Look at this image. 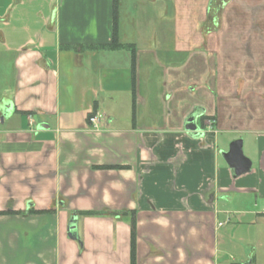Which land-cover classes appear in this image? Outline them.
<instances>
[{
  "label": "crops",
  "instance_id": "crops-1",
  "mask_svg": "<svg viewBox=\"0 0 264 264\" xmlns=\"http://www.w3.org/2000/svg\"><path fill=\"white\" fill-rule=\"evenodd\" d=\"M118 1L111 47L114 0H0V264H130V216L77 214L69 236L75 212L105 209L137 211L138 264L251 262L264 80L225 66L263 43L225 36L227 8L244 13L228 0ZM239 138L252 169L234 177Z\"/></svg>",
  "mask_w": 264,
  "mask_h": 264
},
{
  "label": "rangeland",
  "instance_id": "rangeland-1",
  "mask_svg": "<svg viewBox=\"0 0 264 264\" xmlns=\"http://www.w3.org/2000/svg\"><path fill=\"white\" fill-rule=\"evenodd\" d=\"M230 5H234V11H238L239 6L241 7L244 13H234L229 7L227 8V16L224 18V25H225V36L228 38L236 37H243L242 40H246V42L250 40L259 39L263 43L262 45H255L256 53H258V57L255 60L249 59L243 53L241 54L240 61L234 66L231 61L226 62V76L228 75V79L232 82V75L241 74L242 78H238L240 83L243 82L246 78H257L260 82L264 80V60L263 58L260 59L261 53L264 50V0H228ZM228 5V6H230ZM235 21L236 25H234V29L232 27L231 22ZM230 22V23H229ZM229 24V25H228ZM254 27V28H252ZM252 28V29H250ZM255 29V30H254ZM195 31V30H193ZM250 31V33H249ZM215 40V39H214ZM244 42V41H243ZM242 46V45H241ZM233 47V46H232ZM235 48V46H234ZM231 49V48H230ZM243 49V46H242ZM235 51V50H233ZM232 51V52H233ZM194 65V71H199L200 69V62L196 61ZM213 64V62H210ZM233 68H235L233 70ZM240 70V71H239ZM211 74V73H210ZM251 76V77H250ZM253 83V81H251ZM250 83V82H249ZM202 87V86H200ZM202 88L200 92H196L193 96V99H202L204 95L201 94ZM244 152L246 151L245 148ZM246 153V152H245ZM258 237L253 239V247L249 251L250 260L252 264H264V225H260L258 230ZM229 261H231L229 259Z\"/></svg>",
  "mask_w": 264,
  "mask_h": 264
},
{
  "label": "trees",
  "instance_id": "trees-1",
  "mask_svg": "<svg viewBox=\"0 0 264 264\" xmlns=\"http://www.w3.org/2000/svg\"><path fill=\"white\" fill-rule=\"evenodd\" d=\"M118 0H114V32H113V42L111 47H119L123 44L119 42V5ZM133 46V45H132ZM133 56V66H132V96H133V103H132V118L136 120V66H135V58H136V51L132 50ZM95 115V111L92 112L88 116V120ZM99 168H116L120 166H98ZM10 211H0V214L9 213ZM51 209L47 210H35L32 208L29 213H51ZM12 213H19V212H12ZM79 216H92V217H106V216H130V223H131V245H130V264H138L137 260V250H138V222H137V211L136 210H120V211H112L109 209L105 210H86V211H78L75 212Z\"/></svg>",
  "mask_w": 264,
  "mask_h": 264
},
{
  "label": "water",
  "instance_id": "water-1",
  "mask_svg": "<svg viewBox=\"0 0 264 264\" xmlns=\"http://www.w3.org/2000/svg\"><path fill=\"white\" fill-rule=\"evenodd\" d=\"M186 129L188 131H193L194 133L199 129L198 125L195 122L194 116H190L187 118ZM243 143L244 142L242 138L236 139L230 143L228 150L222 152V156L232 170V174L234 177H238L242 174L248 173L252 169V160L244 153ZM77 220L78 215L73 214L68 226L69 236L76 240H78V238L74 236L73 230L76 228ZM246 264H251V262H248Z\"/></svg>",
  "mask_w": 264,
  "mask_h": 264
},
{
  "label": "built area",
  "instance_id": "built-area-1",
  "mask_svg": "<svg viewBox=\"0 0 264 264\" xmlns=\"http://www.w3.org/2000/svg\"><path fill=\"white\" fill-rule=\"evenodd\" d=\"M100 116L98 114H95L93 117L90 118V122L95 126L98 127L99 126V122H100Z\"/></svg>",
  "mask_w": 264,
  "mask_h": 264
}]
</instances>
